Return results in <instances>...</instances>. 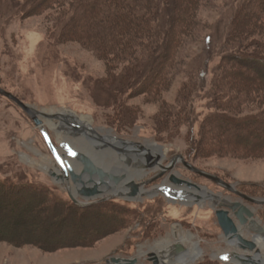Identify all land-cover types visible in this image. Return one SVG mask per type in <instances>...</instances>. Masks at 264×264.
Wrapping results in <instances>:
<instances>
[{
    "label": "rangeland",
    "instance_id": "rangeland-1",
    "mask_svg": "<svg viewBox=\"0 0 264 264\" xmlns=\"http://www.w3.org/2000/svg\"><path fill=\"white\" fill-rule=\"evenodd\" d=\"M244 2L204 0L203 24L188 40L176 82L162 100V96L150 89V80L144 81L143 77L134 86L117 90L122 85H118L119 78L115 75H126L125 66L112 64V57L75 34L66 40L57 38L59 15L55 12L26 13L16 0H0V83L43 109L55 113L72 111L82 118L93 119L94 125L104 133L114 131L116 135L144 143L156 154L159 153L152 144H162L169 149L164 156L167 164L185 153L196 164L237 182L241 189L243 183H251L246 187L264 195V152L244 153L238 147L243 143L238 136L231 145H220L225 134L207 127L209 117L218 110L214 86L229 51L234 20ZM260 2L263 5L264 0ZM257 8L253 7L251 17L256 16ZM172 17L173 9H169L165 16L167 24ZM188 83L196 86L191 110H185L188 103L184 90ZM120 94L124 101L117 99ZM170 103L177 113L173 125L167 121L166 107ZM262 108L263 104L256 103L232 111L244 116ZM180 113L185 116L183 122L179 121ZM44 117L49 134L64 157L70 152L66 141L90 151L82 142H76L89 136L81 132L83 128L76 124L73 115ZM53 122L59 125L54 126ZM252 125L243 123L237 129L249 130ZM206 129L208 134H204ZM116 150L124 159V153ZM41 152L55 155L60 162L48 133L36 118L17 100L0 91V177H9L13 183L22 180L46 187L26 191L21 188L30 196L14 201L13 210L7 209L0 199V264H109L113 254L141 256L140 264H156L154 251L167 255L177 242L192 245L187 241L192 233L204 247V255L195 264L209 261L247 264L235 263L238 258L230 250L237 246L227 240L220 216L214 217L216 203L208 197L196 200L188 196L181 199L187 203L177 204L165 191L133 198L118 195L112 197L117 198L115 203L94 209L63 207L62 215L53 220L50 215L57 208L54 193L60 199L76 198L69 181L58 180L44 167ZM136 154L137 151L135 157ZM148 156L144 155L147 160ZM134 168L143 169L136 165ZM163 169L160 167L146 178H137L142 188L155 190L156 183H164L169 175L149 182ZM176 170L203 184L206 189H198L204 195L211 190L258 206L264 222V205L245 199L239 192L190 168L185 161ZM80 198L87 201L84 196ZM172 238L175 241L167 245ZM172 258L168 255V262L163 264H171Z\"/></svg>",
    "mask_w": 264,
    "mask_h": 264
},
{
    "label": "trees",
    "instance_id": "trees-1",
    "mask_svg": "<svg viewBox=\"0 0 264 264\" xmlns=\"http://www.w3.org/2000/svg\"><path fill=\"white\" fill-rule=\"evenodd\" d=\"M16 2L23 6L26 13L40 10L55 12L59 15L57 38L66 40L68 36L75 34L98 48L104 55L112 57V64L125 66L126 75H115L119 78L118 85H122L117 87V90L132 87L143 77L144 81L150 80V89L162 96L160 97L162 100L166 99L164 93L176 82L188 40L203 24L201 10L204 0H16ZM262 2L245 0L236 15L229 36V51L224 57L214 86L218 110L207 121V127L210 126L211 130L225 134L220 145H231L232 140L238 136L243 140L238 147L246 154L264 152V108L244 116L232 110L243 109L247 104L264 105V38H260L264 35ZM254 6H258L256 16L251 17L250 12ZM169 9H173V17L167 24L165 16ZM194 86L191 83L185 86L184 96L188 103L185 110L192 108L196 90ZM117 99L124 101L121 94ZM166 112L169 115L167 120L169 125L176 123L174 117L177 113L174 105L168 104ZM184 118L185 116L180 113L179 121L183 122ZM248 122L254 124L249 130L244 127L237 129L239 125ZM204 134H208L207 129ZM204 141L205 137L203 144ZM13 182L9 177H0V195L3 196L0 199L5 203L4 206L11 210L14 209L11 208L14 201L30 196L24 194V190L46 188L37 182L22 180ZM246 184H242L244 191L264 196L253 192ZM21 188L24 190L21 191ZM54 195L57 208L50 215L53 220L62 215L63 207L73 206L78 210L94 209L97 206L115 203L117 199H105L84 205L74 199V201L60 199L55 193ZM140 222L144 224L145 220ZM27 236L31 238L30 235ZM205 264L219 263L209 261Z\"/></svg>",
    "mask_w": 264,
    "mask_h": 264
},
{
    "label": "water",
    "instance_id": "water-1",
    "mask_svg": "<svg viewBox=\"0 0 264 264\" xmlns=\"http://www.w3.org/2000/svg\"><path fill=\"white\" fill-rule=\"evenodd\" d=\"M0 91L14 98L21 105H23L32 114V116L36 118L39 125L42 126L46 132H48V136L51 139V142L60 159L58 165L62 167V172L53 169L52 173L58 178V180H65L71 183V193L80 203L89 205L118 195L131 196L130 198H133L134 195L137 197H142V195L145 194H159L162 193V191H165L173 200H180L181 198L187 199L188 195L186 194V191L188 190L190 192H195L198 194V196L202 197L203 194L196 190L189 189V187L200 188L204 190L206 187L200 182L183 176L176 170L180 162L185 161V163L190 168L214 178L219 183L225 185L227 188L233 191L239 192L245 199L264 205V197H259L244 191L240 188L237 182L229 180L220 173L213 172L196 164L185 153L179 154L172 164H167L164 161L165 154L163 152L156 154L152 147L122 136L121 139L125 142V144L135 145L136 148L134 147L135 149H132L128 146L116 144L113 142L112 137L109 136V134L104 133L95 125L92 126L86 124L82 117L77 113L72 114L68 112H50L36 104L28 102L21 95L13 90H10L1 83ZM68 114L73 115L77 119L78 122H76V124L83 128L81 132H89L90 136L92 135L96 138L98 137L100 141H104V144L102 145H114L123 153L129 154L130 160L133 161L136 166L147 169L156 168L159 166L163 167L164 172L149 182L165 176L169 171H172L170 175L172 184H159L156 186L155 190H144L142 188V184L139 183L137 179L131 180L129 183L127 182V180L130 178V172H118L109 168L108 166L102 164L98 158L93 153H91V151H87L83 148L79 149L69 141L65 142V144L70 148V152L65 153V157H67L66 160L64 155L60 153L59 148L49 134L50 128L44 115L50 117L66 118ZM137 147H141L142 149ZM141 150H144L143 155H149V160H147L145 157H142L139 160L136 159L134 152H141ZM72 157H75V160H73ZM126 182L128 185L134 184L135 188L133 191L130 192L125 188H122L119 192L116 191L120 189V187H122ZM213 193L218 194L220 199L215 197L212 198V196H209L208 198H211L215 201L216 207L219 210L221 223L225 229V232L227 233V236L234 241L237 240V242H235L237 246L236 252H234L233 255L238 258V260L244 261L247 264H264L263 257L258 256V254L264 253V247L262 246L264 238V222L261 220L259 207L242 198L234 199L216 192ZM80 196L86 197L87 201L80 198ZM200 198H198V200H200ZM189 249L190 245L188 243L185 241H180L173 244L170 254L166 255L160 253L159 251H154L153 259L155 260L156 264H163L164 262L166 263V258L168 255L169 257L176 259ZM165 251L166 250L164 249L163 252ZM251 251L258 252L255 254ZM114 260L115 264H140L142 257L116 256ZM110 262L112 261L110 260ZM171 264L173 263L171 262Z\"/></svg>",
    "mask_w": 264,
    "mask_h": 264
},
{
    "label": "bare ground",
    "instance_id": "bare-ground-1",
    "mask_svg": "<svg viewBox=\"0 0 264 264\" xmlns=\"http://www.w3.org/2000/svg\"><path fill=\"white\" fill-rule=\"evenodd\" d=\"M53 110H57V109H53ZM70 113H72V111H68ZM75 113V112H73ZM72 113V114H73ZM83 121L89 125H94V121L93 119L92 120H89V119H85V118H82ZM54 126H58V122H53ZM89 138L87 137H82L80 138L79 140H77L76 142H82L84 144V148L86 147L88 150L91 151V153H93L94 155H96L98 158H100V162L106 166H108L109 168L113 169V170H116L118 172H130V178L127 180V182L129 183L131 180H134V179H137V178H146L148 177L151 173L157 171V170H160V167H156V168H149V169H135L134 168V165L135 163L133 161L130 160V156L129 154H126L124 153V159L121 158V153L118 152L116 149H118L117 147H115L114 145H111V146H104L102 144H104V141L102 142V140L100 141L98 139V137H94V136H90L89 132L86 133ZM85 134V135H86ZM108 134V133H106ZM109 136L112 137V140L114 143L116 144H120V145H123V146H128V147H131L132 149H135L136 146L135 145H132V144H125V142L121 139V136L119 135H116L114 131H111L109 133ZM156 149H157V152L160 153V152H163L165 154V156L169 153V149H166L162 144H159V143H156L154 142L152 144ZM135 147V148H134ZM139 149H142L141 147H137ZM42 154H44V159L42 160V164L44 165L45 168H47L51 173H52V170L53 169H56V170H59L62 172V167L59 166V161L57 160V158L55 157V155L53 154H47L46 152H41ZM144 153V150H141L140 151H137V154H136V159L139 160L140 158L144 157L143 155ZM36 162H41V160H35ZM127 162V164L125 163ZM172 171L167 174L169 175V178L164 182V183H159V184H171L172 183V180L170 178V175H171ZM165 175L163 179H165V177L167 176ZM65 181V180H64ZM63 182V181H62ZM125 183L122 187H120V189L116 190V191H120L122 188H125L126 190L128 191H133L134 190V184L132 185H128V183ZM158 183H156L155 185H159ZM143 186V185H142ZM189 189H196L198 192H200L202 194V191L199 190L198 188H193V187H189ZM205 195L203 194L204 197H201V196H198L197 193L195 192H190L189 190L186 191V194L188 196H192V198H195V199H203L205 197H209V196H212L217 198V199H220V196L218 194H215L213 192H211V190H207L205 191ZM160 194V193H159ZM174 202H176L177 204H180V203H187V202H183V201H180V200H173ZM190 203V202H189ZM219 210L217 209V212L214 214V217L216 219H219ZM224 228V227H223ZM226 236H227V233H226ZM188 240L187 241H191L193 244L190 245V249L187 250L185 253H183L180 257L178 258H172L171 262L173 264H176V263H181V264H195L198 262V260L204 255V247L202 245L201 242L197 241L196 240V234L195 233H192L189 237L187 236ZM227 240L231 243V244H236L235 242H237V240H232L230 239L228 236H227ZM175 240L172 239H169L168 240V243L167 245L170 243H173ZM195 242V244H194ZM165 244V243H164ZM264 247V238H263V245ZM235 247V246H234ZM233 247V248H234ZM236 249V248H235ZM252 253H255L257 254L258 251H251ZM259 257H263L264 258V253L262 254H258ZM240 260H236V262H239ZM168 262V260L166 261Z\"/></svg>",
    "mask_w": 264,
    "mask_h": 264
},
{
    "label": "flooded vegetation",
    "instance_id": "flooded-vegetation-1",
    "mask_svg": "<svg viewBox=\"0 0 264 264\" xmlns=\"http://www.w3.org/2000/svg\"><path fill=\"white\" fill-rule=\"evenodd\" d=\"M163 172H164V169L161 170L160 174L163 173ZM167 174H169V172H168ZM116 256H125V257H126V255L113 254L112 257L109 258V263H111V264H115V260H114V258H115ZM110 260H111L112 262H110Z\"/></svg>",
    "mask_w": 264,
    "mask_h": 264
},
{
    "label": "crops",
    "instance_id": "crops-1",
    "mask_svg": "<svg viewBox=\"0 0 264 264\" xmlns=\"http://www.w3.org/2000/svg\"><path fill=\"white\" fill-rule=\"evenodd\" d=\"M236 251V249L235 248H232L231 250H230V252H235Z\"/></svg>",
    "mask_w": 264,
    "mask_h": 264
}]
</instances>
